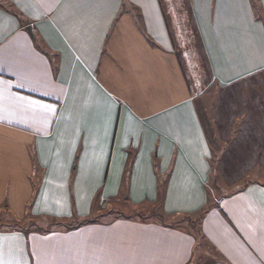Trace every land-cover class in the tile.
Masks as SVG:
<instances>
[{
    "label": "crops",
    "instance_id": "0c3cea01",
    "mask_svg": "<svg viewBox=\"0 0 264 264\" xmlns=\"http://www.w3.org/2000/svg\"><path fill=\"white\" fill-rule=\"evenodd\" d=\"M187 4L0 0V264H264V183L200 212L212 150L184 68L197 75L199 54L180 49L196 30L216 80L249 92L243 111L264 152V0ZM166 176L164 213H199L215 256L195 255L189 225L37 223L86 217L119 196L152 202Z\"/></svg>",
    "mask_w": 264,
    "mask_h": 264
},
{
    "label": "rangeland",
    "instance_id": "374dc122",
    "mask_svg": "<svg viewBox=\"0 0 264 264\" xmlns=\"http://www.w3.org/2000/svg\"><path fill=\"white\" fill-rule=\"evenodd\" d=\"M178 1L179 0H162L165 11H189V4L186 5L188 0H181L180 3H177ZM253 3H255V0H253ZM257 6L258 4L254 6L255 10ZM176 18L180 20L183 19V17L179 16ZM185 26L186 24L184 20H182L181 30H183V32L184 28L187 30V26ZM184 38L187 39L181 41L180 49L183 48V51L188 53L191 48L184 45L188 46V43L191 42L194 43L199 54L197 60V75L196 72L194 73L192 71V68H188L186 65H184V68L191 86L194 103L196 104L199 116L205 126V130L207 131L212 150L210 158L211 171L207 182L208 199L205 208L200 211L201 214L204 215L222 195L231 193L243 184H248V182L256 181L264 183V152L259 153L258 147L255 144L259 135L256 137L253 134V116L249 117L248 114L246 115L243 111L249 104L254 103V100L252 99L253 97L246 96L249 92L246 94H240L238 83L224 87L221 82L216 80L213 74H211V67L204 55L203 47L201 45L202 41L196 30L191 37L189 30V33H187ZM176 47L179 48V43L176 44ZM196 48L192 49L195 51ZM260 127L262 128V124ZM261 128H258V133L261 132ZM256 150L258 152H256ZM122 199L123 198L119 196V198L114 200L112 204L113 206L115 205L116 208L109 206L108 209H114L115 212H109L106 215L97 211L99 210V207H96V201L95 204L93 203L91 209L92 213L89 219L96 220L95 222H98L99 220L109 221L111 218L116 217L119 214L122 215L130 212L129 206L139 204L134 203L129 199L124 202ZM140 210L142 211L133 213L135 216L134 218H137L139 214L143 215L146 211V209L141 207ZM167 215H172L169 218L171 219L174 217L173 220L176 221L177 225L192 226V232L198 238L197 243L195 241V255H202L204 257L216 255L209 243H206L207 241L202 240L199 237V220L201 217L199 213L190 215L174 213ZM40 221L41 220L37 219V223H39L40 226H43L42 230L45 231L59 229L68 230L67 228H69L65 226L66 223H62L61 221ZM77 222L78 220H72L73 224ZM200 257H198V259Z\"/></svg>",
    "mask_w": 264,
    "mask_h": 264
},
{
    "label": "trees",
    "instance_id": "16d2710c",
    "mask_svg": "<svg viewBox=\"0 0 264 264\" xmlns=\"http://www.w3.org/2000/svg\"><path fill=\"white\" fill-rule=\"evenodd\" d=\"M255 3H256V0H255ZM255 11H259L258 6L256 7ZM154 160H155V156H154ZM166 180H167V176L165 178V182H163L162 184H159L158 190H157L156 200H154L152 202L151 201H143V202H141L139 204L129 206L130 207V212H128L127 214H122V215L115 214V215H117L116 217L139 219L140 221H154V222L159 223L161 225H167V226H175V225H177L176 221L173 220L174 217L170 219L169 217H171L172 215L168 216L166 213H164L163 207H162L163 206V201H164V194H165L164 188H165ZM241 188H243V185L240 186L239 188H237V190L241 189ZM207 199H208V197H207ZM122 200H124V202L127 201V197H124ZM109 206L116 208L115 205L113 206V204H110L108 206H104L103 205V207H101L97 211L101 212V213H104V215L108 214L109 212H115L114 209L113 210H109L108 209ZM140 207L146 209V211H145L146 214L145 213L143 215L139 214L137 216V218H134L135 216L133 215V213L142 211V210H140ZM205 211H206V209H205ZM91 213H92V211L84 218H75V220H78V222L74 223V224L72 223V220L61 221V222L62 223H66L65 226L69 227L67 229L75 228V227H77L79 225H83V224H86V223H92V222H95L96 220L94 221V220H90L89 219ZM56 221L57 220H54V222H56ZM100 221L101 220H99L98 222H100Z\"/></svg>",
    "mask_w": 264,
    "mask_h": 264
},
{
    "label": "water",
    "instance_id": "95a60500",
    "mask_svg": "<svg viewBox=\"0 0 264 264\" xmlns=\"http://www.w3.org/2000/svg\"><path fill=\"white\" fill-rule=\"evenodd\" d=\"M27 29L30 30V27L28 26Z\"/></svg>",
    "mask_w": 264,
    "mask_h": 264
},
{
    "label": "snow or ice",
    "instance_id": "6c2138e0",
    "mask_svg": "<svg viewBox=\"0 0 264 264\" xmlns=\"http://www.w3.org/2000/svg\"><path fill=\"white\" fill-rule=\"evenodd\" d=\"M45 107H47V106H45Z\"/></svg>",
    "mask_w": 264,
    "mask_h": 264
}]
</instances>
